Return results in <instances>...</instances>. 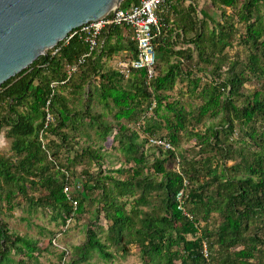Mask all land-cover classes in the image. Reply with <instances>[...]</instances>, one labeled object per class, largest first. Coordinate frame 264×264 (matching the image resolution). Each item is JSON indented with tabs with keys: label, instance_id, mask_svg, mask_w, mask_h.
Listing matches in <instances>:
<instances>
[{
	"label": "trees",
	"instance_id": "obj_1",
	"mask_svg": "<svg viewBox=\"0 0 264 264\" xmlns=\"http://www.w3.org/2000/svg\"><path fill=\"white\" fill-rule=\"evenodd\" d=\"M136 2L123 0L120 8ZM211 2L232 14L216 21L201 9L199 18L189 10V20H160L154 43L165 63L157 67L156 56L151 77L143 69L125 77L105 67V59L119 52L136 55L131 30L121 24L104 27L91 51L76 28L0 84V134L5 128L11 151L10 156L0 152V200L6 210L19 197L31 207H48L60 218V232L69 228L70 214L72 221L90 213L83 224L84 241L73 245L74 252L60 250L57 264L87 261L93 253L109 262L110 247L124 258L131 245L138 249L140 264H264V0ZM238 26L243 28L238 43L249 50L240 64L225 52ZM83 54L88 55L77 65ZM253 77L261 87L244 94L243 85ZM183 97L197 103L187 109ZM48 112L52 119L45 126ZM217 114V123L206 122ZM236 122L250 129L245 136L254 148L246 139L242 146L229 142ZM152 137L173 149L150 144ZM183 138L196 140L198 158L186 159ZM61 151L73 153L65 164L57 162ZM84 160L94 170L83 167L79 176L73 175L71 166ZM113 161L120 166H110ZM227 161L234 163L228 166ZM180 190L190 217L178 208ZM213 213L221 222L209 228ZM55 237L49 247L55 246ZM42 250L0 216V264H43Z\"/></svg>",
	"mask_w": 264,
	"mask_h": 264
},
{
	"label": "rangeland",
	"instance_id": "obj_2",
	"mask_svg": "<svg viewBox=\"0 0 264 264\" xmlns=\"http://www.w3.org/2000/svg\"><path fill=\"white\" fill-rule=\"evenodd\" d=\"M203 6H206L204 4ZM203 8V7H202ZM205 10V9H204ZM232 14V11L228 8H223L218 5H213L210 0V20H216L221 21L224 20L223 14ZM209 20V28L214 26V23ZM243 32V28L241 26H238V31L236 35L232 38L231 45L225 49V52L230 57L231 61L234 59L239 60V64L242 62H245L247 59V55L249 53V50L246 49L244 46L240 45L238 43L239 35ZM129 56L128 53L119 52L116 55H114L111 59L106 60L105 59V67L106 68H112L115 69V67L118 65L120 61L125 60ZM157 59L159 58L158 53L156 52ZM164 60L158 59L157 61V67L164 65ZM239 67H242L240 65ZM204 81V80H203ZM261 82L259 79L251 78L250 81L246 82L241 91L244 94H248L255 88L261 87ZM176 91L172 94L173 98H176ZM185 97H183V100ZM242 101V97H237L236 102L240 103ZM186 102V103H185ZM184 103L187 104L186 108L190 109L195 106L197 103V100H194V98L191 100L188 98V100H184ZM193 104L188 107V104ZM95 109L101 111L105 114V116L108 119H112V115L105 109L102 105H96L94 106ZM215 117H210L206 120L207 123L213 122L217 123L220 120L219 114ZM85 122V121H84ZM133 128H136L134 124L130 125ZM260 126L261 123L257 122L255 124V129L257 132H260ZM246 130H250L247 128H242L237 122L235 123L234 131L231 135H229L227 138H229V142L233 143L234 146H242L241 140L246 139L245 133ZM6 129L4 128L0 134V152L4 156H10V140L6 138ZM91 139H96V134L94 132H90ZM226 134H222L221 138L225 139ZM83 140V139H82ZM80 141L77 145H74L75 148H80V146L83 144V141ZM194 139H191L190 141H187L183 138L180 144V148L183 151L186 159L192 160L198 158L197 150L195 145ZM250 142V140H249ZM110 143H111V136L105 142L106 147L108 148V152L111 151L110 149ZM250 148H254L252 143H249ZM114 156L117 155V152L112 151ZM73 153L67 154L66 151H61V154L57 157V162L65 164L67 163L66 158L67 156H72ZM113 159V156L112 158ZM108 157H105V167L109 166ZM233 161H227L226 164L232 165ZM114 168L120 166L119 163H116V161H113V163L110 165ZM83 167H88L90 170H94V165L92 163H87L86 160L81 161L79 164L72 165L71 168H73V172L75 176H79L81 169ZM31 193V192H30ZM35 196H38L40 192H32ZM31 193V194H32ZM92 208V207H91ZM90 213L84 214L79 219L72 220L69 224V228L66 231L60 232V218L56 216V212L51 210L48 207H40V206H29L27 201L22 199V197H19L16 199L15 206L12 210H6V204L3 201L0 200V216L5 219L9 226L16 230L17 232L21 234L28 235L31 239L38 241L41 248L43 249L39 260L43 264H57L58 263V252L61 250V248H70L72 252L73 245H80L84 239H85V233H84V227L83 224L86 220V216H89ZM100 224L102 226H105L106 222L103 219L99 220ZM221 222V217L217 213L212 214V218H209L207 220V224L209 228L216 227ZM202 226H204L205 222L201 221ZM56 234V243L58 246L49 247L48 241ZM105 235H102L104 237ZM54 245V244H53ZM45 248V249H44ZM69 250V251H70ZM130 252L129 254L122 258L120 256V253L116 251L115 247H110L109 251L113 253V258L109 262H105L97 253L91 254L89 259L87 261H81L77 264H140V259L138 257V249L135 245L130 246ZM19 256L15 257V260H17Z\"/></svg>",
	"mask_w": 264,
	"mask_h": 264
},
{
	"label": "water",
	"instance_id": "obj_3",
	"mask_svg": "<svg viewBox=\"0 0 264 264\" xmlns=\"http://www.w3.org/2000/svg\"><path fill=\"white\" fill-rule=\"evenodd\" d=\"M123 0H0V84Z\"/></svg>",
	"mask_w": 264,
	"mask_h": 264
},
{
	"label": "built area",
	"instance_id": "obj_4",
	"mask_svg": "<svg viewBox=\"0 0 264 264\" xmlns=\"http://www.w3.org/2000/svg\"><path fill=\"white\" fill-rule=\"evenodd\" d=\"M165 2L166 0H137L136 3L131 4L126 9H121L119 7L114 13L110 12L100 20L82 25L79 27L78 32L84 34L85 41L88 43L91 51L96 47L98 38L104 27L121 24L127 25L131 30V39L136 45V55L127 56L125 60L118 63L115 69L125 77L134 69H143L146 71L147 75L151 77L155 72L154 68L156 65V48L154 40L161 31V22L158 18L157 11ZM76 32L77 31H74L70 36ZM86 55L88 54H83L77 59V65L83 62ZM77 65H73L70 71H74ZM51 119V115L48 112L45 118V126ZM41 133L42 131H40V141L42 146H44ZM149 143L163 146L167 149H173L171 144L164 139L152 137L149 138ZM185 184L186 181H184V185ZM76 186L78 187V184ZM63 192L70 198L69 185L64 186ZM182 197L183 190H180L176 195V199L179 202L178 208L182 210L186 216L190 217L189 213L184 209ZM72 204L73 207L76 208L77 202L75 200H72ZM71 219L72 214H70V217L66 218L65 228L69 226ZM52 243L58 246L55 238L52 240ZM63 249L64 248H61V250ZM204 255L207 256L205 248Z\"/></svg>",
	"mask_w": 264,
	"mask_h": 264
},
{
	"label": "crops",
	"instance_id": "obj_5",
	"mask_svg": "<svg viewBox=\"0 0 264 264\" xmlns=\"http://www.w3.org/2000/svg\"><path fill=\"white\" fill-rule=\"evenodd\" d=\"M204 4H206V6H203ZM201 9H205L209 15L210 0H166L158 9L157 15L159 20H169V22L172 20H189L192 15L189 16L187 13L189 10L195 12L196 16L199 18L201 16Z\"/></svg>",
	"mask_w": 264,
	"mask_h": 264
}]
</instances>
